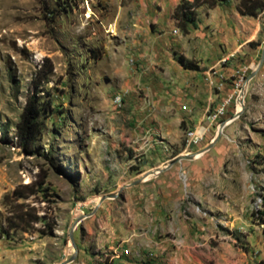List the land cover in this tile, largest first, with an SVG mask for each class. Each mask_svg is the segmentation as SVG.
Listing matches in <instances>:
<instances>
[{
    "label": "rangeland",
    "instance_id": "374dc122",
    "mask_svg": "<svg viewBox=\"0 0 264 264\" xmlns=\"http://www.w3.org/2000/svg\"><path fill=\"white\" fill-rule=\"evenodd\" d=\"M118 5L119 0H0V221L6 215L1 206L2 197L18 185L34 181L39 174H46L45 196L28 202L38 214H45L56 223L53 236L39 235L36 231L42 229L39 223L28 232H18L13 240L0 237V264H59L69 258L73 253L68 239L71 225L76 217L92 212L102 196L100 193L107 195L113 190L110 175L113 169L117 172L121 169L115 163L114 151H131L121 137L131 127L132 102L125 94L126 102L122 100L120 106L113 104L116 94L126 93L115 92L114 80L120 79H114L112 73L116 69L111 68L114 55L111 50L121 44V36L108 23L114 21ZM200 18L205 19L204 13ZM232 24L236 22L231 21ZM240 26L252 35L253 24ZM206 28L202 26V30ZM229 29L233 31L232 26ZM246 37L242 35L241 42ZM195 38L199 36L191 37ZM235 39L227 37L228 44L223 45L219 40L204 42L202 50H194L196 54L212 53L219 46L223 53L233 54L228 56V61L234 68L249 66L239 89L255 71L246 84L243 111L230 127L223 129L220 142L222 147L224 141L227 143L224 151L243 153L244 170L252 180L247 202L227 204L229 211L239 210L240 219L227 216L220 229L225 242L220 264L223 260L261 264L264 260V59L257 66L264 46V13L259 15V31L252 44L238 50L239 42L236 40L234 45ZM106 51L110 55L108 59ZM46 61L52 66V73L40 95L43 102L51 99L55 108L53 112L43 113L45 126L36 150L33 155H26L17 145L15 127L32 92L31 81ZM126 64L128 67L129 63ZM106 78L110 80L108 83ZM136 95L142 96L143 92L137 91ZM236 99L234 94L231 101L240 109ZM221 120L214 122L212 131H217L220 122L225 121ZM228 129L233 132L229 138L225 136ZM245 151H249L248 156ZM80 159L87 161L84 163L90 174L81 167ZM229 163L227 160L226 165ZM242 172L226 171L227 181H238ZM112 200L104 201L112 203ZM115 201L119 204L120 198ZM94 214L83 219L73 231L77 251L70 264H79V250L90 246L91 232L100 230L103 214L100 211L97 217H92ZM215 244L211 240V245ZM218 262L217 256L205 260L207 264Z\"/></svg>",
    "mask_w": 264,
    "mask_h": 264
},
{
    "label": "crops",
    "instance_id": "0c3cea01",
    "mask_svg": "<svg viewBox=\"0 0 264 264\" xmlns=\"http://www.w3.org/2000/svg\"><path fill=\"white\" fill-rule=\"evenodd\" d=\"M180 1L119 0L114 21L108 23L121 36V44L111 50L114 53L111 68L116 69V73H112L114 79H120L114 80L115 92H126V99L130 97L132 102L129 105L132 125L129 124L131 127L126 133L122 132L121 137L131 151H114L119 160L115 163H119L121 169L119 172L113 169L110 175L113 180L109 178L113 190L105 194H113L123 187L118 196L120 203H116V198L112 203L102 202L97 208L92 217L102 212L100 230L91 232L92 243L79 250V264H142L146 261L150 264H207L205 260L212 256H217V264H220L225 247L220 229L227 216L240 219L239 210L229 211L227 204L240 205L250 199L252 180L244 170L243 153L224 151L227 143L224 141V147L220 143L224 131L215 146L204 151L216 134V130L211 129L214 122L208 120L207 114L218 108L233 91L232 73L237 68L228 61V56L233 54L223 53L219 46L212 53L196 54L195 50H202L204 42L213 40L228 44L227 37L236 38L234 45L237 40L236 49L241 50L257 36L259 17L240 15L236 10L237 0H231L226 6H201L197 9L198 27L183 33L172 17ZM202 13L204 20L200 18ZM231 21L236 24L231 25ZM240 24H253L252 35L243 31ZM202 26L207 28L202 30ZM194 30L201 32L194 33ZM242 35L247 37L241 42ZM192 36L199 39H191ZM188 49H195V53ZM176 55L196 61L199 70L183 69L175 60ZM109 56L106 51L105 57ZM211 69L214 71L212 85L205 78ZM109 81L105 79L106 83ZM137 91H142L143 95L138 97ZM236 110L234 102L230 103L219 120L229 121ZM233 122L227 123L224 129ZM200 126L208 129L203 141L195 146L186 145L185 131ZM232 133L228 129L225 136L229 138ZM244 154L248 156L249 151ZM93 157L94 154L89 161L93 162ZM179 157L184 158L170 168L147 176L138 185L125 187ZM227 160L229 165H226ZM84 162L87 161L80 159L81 167L90 174ZM226 171L243 174L238 181H227ZM211 240L216 244L211 245ZM123 250L128 253L122 254ZM226 263L223 260L221 264ZM227 264L241 262L228 261Z\"/></svg>",
    "mask_w": 264,
    "mask_h": 264
},
{
    "label": "trees",
    "instance_id": "16d2710c",
    "mask_svg": "<svg viewBox=\"0 0 264 264\" xmlns=\"http://www.w3.org/2000/svg\"><path fill=\"white\" fill-rule=\"evenodd\" d=\"M230 1L181 0L175 7L172 17L180 30L186 33L198 27L197 9L199 7L226 6L229 5ZM63 7L68 8V6ZM236 10L242 16L257 18L264 12V0H237ZM93 54L95 55L94 52ZM174 58L185 70H199V66L194 60H188L182 55H176ZM51 73L52 66L48 61L36 71L35 77L31 81L32 92L26 98L19 122L15 127L17 145L26 155H33L36 150V142L45 126L42 120L43 113L46 110V112H53L55 108L51 99L43 102L40 95L43 92L44 84L49 81ZM46 178V174H39L34 181L28 184H20L2 197L1 206L5 209L6 215L0 221V237L13 240L18 232H28L39 223L42 224V229L36 230L39 235L53 236L56 223L49 221L45 214H38L39 211L28 202L37 199L39 196H45ZM261 264H264V260L261 261Z\"/></svg>",
    "mask_w": 264,
    "mask_h": 264
},
{
    "label": "water",
    "instance_id": "95a60500",
    "mask_svg": "<svg viewBox=\"0 0 264 264\" xmlns=\"http://www.w3.org/2000/svg\"><path fill=\"white\" fill-rule=\"evenodd\" d=\"M263 59H264V46H263V48L261 50L260 60H259V64H258L257 68H259L261 66V64L263 62ZM254 75H255V71L251 72L250 75L246 78L245 83L242 85V87H241V89H240V91L238 93L237 99H236V104L238 106H240V109L237 108V110L235 111V113L233 114V116L230 118V121L236 119L237 117H239L240 114H241V112L243 111L246 84H247V82H249L254 77ZM226 124H227L226 121L220 122V124L218 125V128H217L215 137L210 142V144L204 149V151L209 150L213 146V144L218 140V138L222 134V131H223L224 127L226 126ZM182 158H184V157H179V158H177V159H175L173 161H170V163H168L163 169H157L155 171H151V172H147V173L143 174L139 179H137V180H135V181H133V182L125 185V187H132V186H135V185L140 184L144 179L147 178V176L160 173L161 171L170 168L174 163H176L177 161L181 160ZM122 189H123V187H121L120 189H118V191L116 193L102 195L100 197L97 205H95L94 209L92 210V212L90 214L76 217L75 221L73 222V224L71 225V227H70V229L68 231V239H69V242L71 244L73 253L70 255L69 258L64 259L59 264H70L71 262L74 261V259L76 257L77 248H76V244H75L74 238H73V231H74L75 227L83 219H85V218L91 216L92 214H94L96 212L97 208L99 207V205H101V203L105 199H108V198L115 199V198H117L120 195Z\"/></svg>",
    "mask_w": 264,
    "mask_h": 264
},
{
    "label": "built area",
    "instance_id": "2783aa9c",
    "mask_svg": "<svg viewBox=\"0 0 264 264\" xmlns=\"http://www.w3.org/2000/svg\"><path fill=\"white\" fill-rule=\"evenodd\" d=\"M226 61V58L223 59V62ZM130 63H133V60H130ZM248 69H250V67H243V68H238L235 69L232 73V78H233V91L232 93L227 96V98L221 103V105L216 108L214 111H211L207 114V118L208 120L212 121V122H216L218 121L221 117H223L226 113V107L227 105H229L230 102H232V98L233 95L236 94L238 96V93L240 91V86L241 83L244 80V74L248 71ZM214 71L213 69L208 71V74L206 75V81L208 82V84L212 85V77H213ZM126 93H119L116 94L113 97V104L115 106H120L121 102L123 100V96ZM182 109L185 110L186 106H182ZM207 128L206 127H198L195 129H190V130H186L184 133V139H185V144L186 145H199L201 143V141L204 139L206 133H207ZM128 253V250H123L122 254L126 255Z\"/></svg>",
    "mask_w": 264,
    "mask_h": 264
},
{
    "label": "bare ground",
    "instance_id": "6f19581e",
    "mask_svg": "<svg viewBox=\"0 0 264 264\" xmlns=\"http://www.w3.org/2000/svg\"><path fill=\"white\" fill-rule=\"evenodd\" d=\"M238 107H240V106H238ZM230 121H227L226 123H229ZM71 253H72V249H71Z\"/></svg>",
    "mask_w": 264,
    "mask_h": 264
}]
</instances>
